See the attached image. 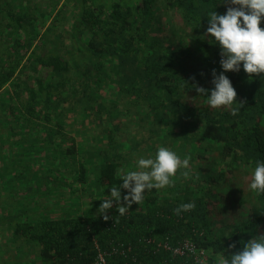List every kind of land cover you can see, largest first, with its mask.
I'll list each match as a JSON object with an SVG mask.
<instances>
[{
    "label": "trees",
    "instance_id": "obj_1",
    "mask_svg": "<svg viewBox=\"0 0 264 264\" xmlns=\"http://www.w3.org/2000/svg\"><path fill=\"white\" fill-rule=\"evenodd\" d=\"M21 1L0 0V189L30 192L32 200L6 202L0 214L15 243L33 248L44 264H95L99 253L102 264H230L249 240L264 239V191L250 187L257 162H264V73L249 76L242 64L224 72L221 48L207 34L210 12L238 6L47 0L32 9ZM42 15L47 21L39 22ZM213 70L237 92L231 105L213 108L196 91L214 89ZM76 125L82 135L101 126L100 146L83 144ZM125 126L146 130L140 140L116 141ZM165 128L179 145L203 148L189 160L187 177L168 190L146 189L123 215L113 205L108 220L98 209L91 213L93 204L81 209L93 187L109 197L123 182L118 172L129 155L155 146ZM67 182L80 194L62 200L56 194ZM72 197L84 201L61 205ZM182 203L195 208L177 215ZM222 212L227 220L219 225L214 219Z\"/></svg>",
    "mask_w": 264,
    "mask_h": 264
},
{
    "label": "clouds",
    "instance_id": "obj_2",
    "mask_svg": "<svg viewBox=\"0 0 264 264\" xmlns=\"http://www.w3.org/2000/svg\"><path fill=\"white\" fill-rule=\"evenodd\" d=\"M226 3L238 7H228L226 14L212 11L208 15L207 34L214 38L221 48V67L224 72L240 70L241 64L244 71L252 74L264 73V28L260 27L261 18L264 17V0H225ZM213 90L196 86V91L207 94L211 107L231 105L236 101L235 91L229 78L224 73L212 72ZM210 91V95H209ZM243 105V102L240 103ZM238 109L233 110V115ZM189 159L183 161L178 155L160 147L155 159L141 158L138 167L143 171H129L119 187L111 188V198L102 200L98 212L108 220V210L115 204L120 215L125 214L133 203L138 204L143 199L146 189H160L170 185L171 177L176 176L181 167L187 169ZM183 175L187 177L188 172ZM252 190L264 191V162H257L254 170ZM121 188L128 190L121 203ZM195 208V203H182L174 211L179 215L182 211ZM230 247H235L231 245ZM223 264H229L225 261ZM230 264H264V239L249 240L243 250L232 255Z\"/></svg>",
    "mask_w": 264,
    "mask_h": 264
},
{
    "label": "rangeland",
    "instance_id": "obj_3",
    "mask_svg": "<svg viewBox=\"0 0 264 264\" xmlns=\"http://www.w3.org/2000/svg\"><path fill=\"white\" fill-rule=\"evenodd\" d=\"M13 1L18 3V4H23L21 0H13ZM27 2L30 3L31 6L32 5L34 6V7H32V9H36L35 7H37V5L46 6V4L48 3L47 0H27ZM53 3H54V1H51L48 4L49 9H53V7H54ZM45 12L46 11H44V13ZM72 12L73 11L71 9L68 16H71ZM40 17L43 18V20H40L39 22L47 21V16L42 15ZM37 24H38V22L36 21L35 25H37ZM55 27H56V30H58V29H60L61 25L56 23ZM37 30H39V29L37 28ZM73 118H74L75 122L81 120V118L77 117V116H74ZM122 120L126 121L125 118H122ZM74 128H75L76 135H77V133L81 132L80 136H82L83 139L82 138H80V139H81V142L85 145L90 144L92 146L98 147V146H100V141H103V139H101V137L104 138L103 132L101 131V128H102L101 126H96L95 128L93 127L91 129H86L85 130L86 136L82 135V131H81L82 127H80V125H76ZM145 130H146V126H125L124 132L120 133V134H116L117 136H116L115 140L116 141H119V140L127 141L130 137H132V138L136 137L137 140H140L141 135L143 134V131H145ZM170 132H171V129L165 128L162 131V133L161 132L157 133V136L160 137L161 140H159V142L155 146H154V144H152L150 146V144L148 143L147 145L150 146V148H149V146L145 147L143 144V146L138 149L139 151L137 153L130 154L129 155L130 161H127V163H125L123 166L124 170L122 169L118 173L124 177L129 171H143L144 169H140L138 167V161H139V159H141V156H142V158H145V159L151 158L154 160L156 157L157 151L160 147H165V148L175 152L182 161L185 158H188L190 160L192 155H194L195 153H200L203 150V148L201 147V144H199V143H192L188 147H183V146L179 145L177 139H172ZM76 135L72 134V137L76 138ZM99 136H101V137H99ZM127 142L129 143V141H127ZM127 142H125V147H124V150H126V151H128V146H129V144ZM6 146L10 147L11 145L6 144ZM57 146L60 147V145H58V144H57ZM61 156L64 157L65 154H62ZM78 156H80V154H78ZM206 156H207V154H206ZM190 164L192 166V163L189 162L187 169H189ZM187 169H185L183 167L178 169L176 176L170 178V180H171L170 185L173 184L174 182H178L180 180V178H184L183 173L186 172ZM63 176H65V175H63ZM58 177L64 178L62 176H58ZM68 184H69V182H67V184L62 183L59 186H62V185L64 186V185H68ZM90 184L92 185L93 183H90ZM4 187L5 186H1L2 190L0 189V214L5 211V207L7 205L6 202L15 201L16 203L18 202L19 204H25V203L32 201L30 192L23 191L21 193V191H18L16 194L17 190H12L13 189L12 186L7 185L6 188H4ZM40 189L43 190V188H40ZM164 189L168 190L169 186H165L164 188H162V190H164ZM92 190H93V194L91 193L92 196L87 197V199L85 201L82 199L84 201V203H83V206L81 209H84V210L89 209L90 205H87L86 203L93 204L95 210L93 209V211L91 213L97 214V212H95V211H96V209L99 208L102 200L110 199L111 195L109 194V197H107V196L102 197V195L101 196L96 195V191H95L94 187ZM69 191H70V194H69ZM71 191H72V194H71ZM79 194H80V189L74 188V185L69 184L68 186H65V188L61 187V191L56 194V197L61 196V197H63L62 200H64L65 198L71 199L70 198L71 195L77 197ZM83 194L86 195V192H83ZM127 194H128V192L126 194H123V195L121 194V202H123V196L127 195ZM52 196H54V194H52ZM76 197L75 198L72 197L73 200H68L65 205H63V204H61V205L65 206V207L71 206L73 208H75L76 206H80L82 203V200L79 198H76ZM91 201H92V203H91ZM61 203H62V201H61ZM31 204H33V203H31ZM133 204H135V203H133ZM226 217H227L226 212H222V213L218 214L217 217L214 219L215 223L218 222L219 225H221L222 222H225L227 220ZM9 236L10 235L7 233V231L3 230V228L0 226V264H44V263L40 262L39 258L34 253L35 251L33 250V248L24 247L20 244H17ZM13 243H14V245H13Z\"/></svg>",
    "mask_w": 264,
    "mask_h": 264
},
{
    "label": "built area",
    "instance_id": "obj_4",
    "mask_svg": "<svg viewBox=\"0 0 264 264\" xmlns=\"http://www.w3.org/2000/svg\"><path fill=\"white\" fill-rule=\"evenodd\" d=\"M157 247H161V248H163L164 250L171 251L172 254H174V255H182V254H183V251H182L180 248L170 249V248L167 247L166 244H163V245L158 244ZM184 247L187 248V249H189V246H188V245H184ZM190 253H191V252H190ZM103 258H104V257H103V254H100V253H99V254L97 255V259H96L95 264H102V263H104V259H103Z\"/></svg>",
    "mask_w": 264,
    "mask_h": 264
}]
</instances>
